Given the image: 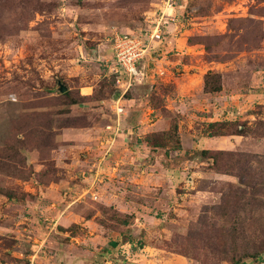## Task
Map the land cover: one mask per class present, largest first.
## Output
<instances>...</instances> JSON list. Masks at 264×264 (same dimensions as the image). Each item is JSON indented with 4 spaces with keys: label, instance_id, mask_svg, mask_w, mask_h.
Here are the masks:
<instances>
[{
    "label": "rangeland",
    "instance_id": "rangeland-1",
    "mask_svg": "<svg viewBox=\"0 0 264 264\" xmlns=\"http://www.w3.org/2000/svg\"><path fill=\"white\" fill-rule=\"evenodd\" d=\"M161 19L119 118L111 38ZM166 56L183 95L155 77L146 97ZM132 97L158 112L129 119ZM90 248L93 264H264V0H0V264Z\"/></svg>",
    "mask_w": 264,
    "mask_h": 264
},
{
    "label": "built area",
    "instance_id": "built-area-1",
    "mask_svg": "<svg viewBox=\"0 0 264 264\" xmlns=\"http://www.w3.org/2000/svg\"><path fill=\"white\" fill-rule=\"evenodd\" d=\"M162 19L156 26L147 29L145 33H119L116 32L111 38V48L115 62L118 64L113 70L116 75V83L121 89V96L114 100V113L120 118L124 113L123 105L120 103L126 92L143 74L140 63L150 50L163 41Z\"/></svg>",
    "mask_w": 264,
    "mask_h": 264
},
{
    "label": "crops",
    "instance_id": "crops-1",
    "mask_svg": "<svg viewBox=\"0 0 264 264\" xmlns=\"http://www.w3.org/2000/svg\"><path fill=\"white\" fill-rule=\"evenodd\" d=\"M176 39H178V38H176ZM171 44V43H170ZM169 44V45H170ZM169 45H164V52L163 53H168V52H170L171 50H173L174 48H172L171 49V47H169ZM156 46V45H155ZM155 46L150 50V52L147 54V56H151L152 54H153V50H155L156 48H155ZM109 48L111 49V45L109 46ZM155 48V49H154ZM159 49H161L160 47H159ZM112 51V50H111ZM146 56V57H147ZM145 57V58H146ZM144 58V59H145ZM111 59H114V56H113V51H112V53H111ZM144 59L141 61V63L144 61ZM115 60V59H114ZM168 65H166V64H160V65H158L157 66V69H155V72L157 73V74H161V75H156V73H154L152 76L154 77L152 80H150L149 78H148V81H147V84H146V86H144L143 87V92L144 93H146V97L149 95L148 93H149V91L150 90H152L154 87V84L157 82V80H155V77H158V78H160L161 80H165V81H170V82H173L174 84H175V86H176V90L177 91H179V89H181L182 87H183V85L185 84V81H186V79H188V78H190L191 77V75L189 74V73H185V72H183L182 74H175L173 71V68L176 66V64L177 63H179L180 61H178V62H176V61H173V60H171L170 58H168L167 56H166V58L165 59H163ZM141 63H140V65H141ZM170 64V65H169ZM141 67V66H140ZM186 67V66H185ZM145 68V66L143 67V69ZM143 69H142V71H143ZM185 71H186V69H184ZM143 74H144V71H143ZM194 75V74H193ZM199 76V74H195V76ZM85 88H89V87H83V88H81V92L85 89ZM146 90H148V92L146 91ZM87 94H89V93H87ZM179 94L180 95H183V93H182V91H179ZM218 94H219V92H218ZM220 94H221V92H220ZM85 96H87V95H85ZM145 96V95H144ZM210 96H213L212 94L210 95ZM145 97V98H146ZM145 98H140V99H138L137 97H132V98H130V99H126V101H128L129 102V105L131 106L129 109H128V111H127V113H125V115H129L130 116V118L129 119H132V117L133 116H137V117H141V115H145V116H151V115H153V113H157L158 111H157V109L156 108H154V107H152V106H150L149 105V100L146 98V100H145ZM221 98H223V97H221ZM84 104L85 105H89V106H87V107H89V109L91 108V109H93V112L94 113H97V112H100V113H102V111L104 110V106H105V104H106V101H92V102H84ZM91 105V106H90ZM93 105V106H92ZM157 115V114H156ZM130 121V120H129ZM156 124V122L154 123V122H150V124H148V126L150 127V128H152L151 126H153V125H155ZM148 127V128H149ZM86 129V128H85ZM96 129V127H94V128H88V129H86V130H95ZM82 130V129H81ZM81 130H78V132L79 133H83V131H81ZM145 146H146V148L148 149V151H150V147L148 146V144H146L145 143ZM154 148H157V147H154ZM114 169H116V168H114ZM166 171H170V173L169 172H167V173H169V175H170V177L173 179V177H174V174L175 173H173V171H171L168 167H166ZM78 200L79 199H73V200H71L70 202H68V204L66 205V206H64L65 208L63 209V206H59V207H57V208H55V211L54 212H52V213H54V214H57L58 215V218H61L62 219V221H63V217L65 216V211H68L69 210V208H72V204L73 205H75L77 202H78ZM78 204V203H77ZM76 204V205H77ZM103 204H107V203H103ZM55 205V204H54ZM75 205V206H76ZM111 206V204H107L106 206ZM75 206H73V207H75ZM90 206H92L91 207V209L92 208H94V209H96V207H95V204L94 203H90ZM90 210V209H89ZM72 211V210H71ZM64 213V214H63ZM83 218H84V220H86V222L88 221V223L91 221V219H93V218H87V217H84L83 216ZM65 220V219H64ZM88 223H85V222H82V224L84 225V226H86V227H88L89 225H88ZM91 223V222H90ZM87 224V225H86ZM85 251H87V253H89L91 256H90V258L88 259L87 258V255H86V258L84 259V258H82V259H80L79 260V262L77 263V264H93L94 262H95V258H97L96 257V255H95V251H93L91 248H90V250L89 249H87V250H85Z\"/></svg>",
    "mask_w": 264,
    "mask_h": 264
},
{
    "label": "trees",
    "instance_id": "trees-1",
    "mask_svg": "<svg viewBox=\"0 0 264 264\" xmlns=\"http://www.w3.org/2000/svg\"><path fill=\"white\" fill-rule=\"evenodd\" d=\"M208 76H210V74H208L206 77H205V91L206 92H210V93H213V92H217V91H219L221 88H222V84L220 83V85H219V87L217 88H212V89H210V90H206L207 88H208V86H209V81L207 80L208 79ZM113 78H114V80L116 81V75H113ZM83 98H84V100H86V101H88V100H94V98H92V97H90V96H83ZM100 101V100H99ZM217 124V122H215V123H212V125H216ZM147 144H149L148 142H146ZM150 145V144H149ZM152 146V145H151ZM155 146V145H154ZM204 153H208L209 151H207V150H204L203 151Z\"/></svg>",
    "mask_w": 264,
    "mask_h": 264
},
{
    "label": "water",
    "instance_id": "water-1",
    "mask_svg": "<svg viewBox=\"0 0 264 264\" xmlns=\"http://www.w3.org/2000/svg\"><path fill=\"white\" fill-rule=\"evenodd\" d=\"M62 91H66L67 90V88L66 87H62V89H61Z\"/></svg>",
    "mask_w": 264,
    "mask_h": 264
}]
</instances>
